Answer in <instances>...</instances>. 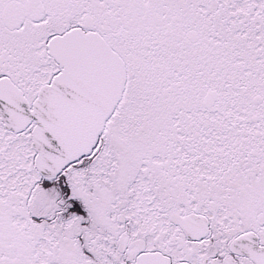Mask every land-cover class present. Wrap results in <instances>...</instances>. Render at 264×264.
Returning <instances> with one entry per match:
<instances>
[{
  "label": "snow or ice",
  "instance_id": "1",
  "mask_svg": "<svg viewBox=\"0 0 264 264\" xmlns=\"http://www.w3.org/2000/svg\"><path fill=\"white\" fill-rule=\"evenodd\" d=\"M0 264H264V0H0Z\"/></svg>",
  "mask_w": 264,
  "mask_h": 264
}]
</instances>
